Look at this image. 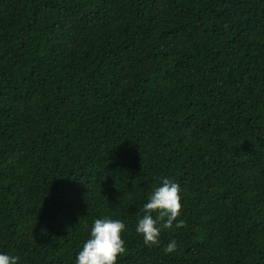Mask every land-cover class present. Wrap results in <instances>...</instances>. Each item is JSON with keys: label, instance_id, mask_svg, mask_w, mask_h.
<instances>
[{"label": "trees", "instance_id": "16d2710c", "mask_svg": "<svg viewBox=\"0 0 264 264\" xmlns=\"http://www.w3.org/2000/svg\"><path fill=\"white\" fill-rule=\"evenodd\" d=\"M101 217L118 264H264V0H0V252L75 264Z\"/></svg>", "mask_w": 264, "mask_h": 264}, {"label": "clouds", "instance_id": "9594fccd", "mask_svg": "<svg viewBox=\"0 0 264 264\" xmlns=\"http://www.w3.org/2000/svg\"><path fill=\"white\" fill-rule=\"evenodd\" d=\"M181 191L180 185L168 178H162L159 185L150 191L143 204V215L138 217L135 228L146 246L158 243L162 229L179 230L184 227L180 218ZM125 231L126 225L120 219L101 217L93 220L88 238L76 253L75 264H118V257L125 252ZM177 248L178 243L173 239L163 251L172 254ZM18 260L16 256L0 252V264H18Z\"/></svg>", "mask_w": 264, "mask_h": 264}]
</instances>
